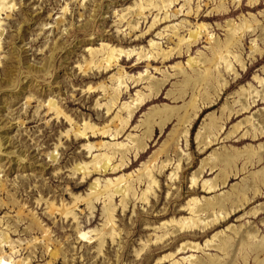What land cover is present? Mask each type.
Listing matches in <instances>:
<instances>
[{"label":"rangeland","instance_id":"obj_1","mask_svg":"<svg viewBox=\"0 0 264 264\" xmlns=\"http://www.w3.org/2000/svg\"><path fill=\"white\" fill-rule=\"evenodd\" d=\"M221 1L227 6V10H214ZM258 1L259 3L251 6L248 0H240V2L238 0H191L182 7L187 0H178L172 4L174 7L170 6V10L182 7L181 12L169 20H161L149 29L158 10L153 8L151 13L146 10V18L144 15L140 16L136 13V7L133 6L136 0H14L15 10L8 12L9 15L4 12L0 22L5 29L0 52V136L6 141L0 153V182L6 189L0 194L2 207L0 220L3 221L0 232L7 234L9 240L14 241L15 246L6 243L2 245V255L8 263L13 261L26 264L25 259L29 256L31 247L28 244L35 239L41 243L37 255L32 258L33 264H45L49 260V252L41 258L43 255L41 247L44 243L41 233L25 232L27 221L20 224L17 232L8 229L12 225L11 220H17L19 216L26 219L31 212L36 213L43 227L49 231L51 245L49 251L61 243L65 249L67 264H171L190 255L205 261L210 256H217L218 260L226 262L234 256L233 247L238 241V232L254 229L258 239L264 236V210H257L255 215L250 214L252 209H260L264 206L263 184L259 188L260 194L253 196L252 192L247 193L246 198L249 201L232 214L231 218L227 217L204 230H183L168 237L163 243L154 241L147 243L140 255H136V251L142 248L147 239L155 237L153 232L155 225L159 226L163 221L172 218L191 216L184 205L192 197L203 201L214 196H223L231 191L232 186L241 183L243 177L249 178L250 173L264 168V160L257 162L254 157L250 164L245 165V170L235 176L231 172L236 169L241 170L246 158L242 156L238 159V165L233 166L234 169L218 159L222 155L232 154L234 150L242 151L248 146L256 149L260 144H264V134L255 138L249 134L243 136L247 128L250 131H254V126L264 128V118L262 123L252 118L254 126L248 122L243 123L237 132L229 134L238 121L256 112H264V99L252 103L251 95L238 92L241 87L248 88L250 85H252L251 89L253 87L256 90L262 89L261 83L253 77L257 75L264 78V51L262 54L255 53L253 58L248 54L252 38H256L258 46H262L259 38L264 32L262 28L264 27V0ZM197 5H201L198 13H196ZM129 6H131L130 9H128ZM189 8H192L191 13H187ZM123 14L125 17L121 18ZM242 16L246 17V23L251 25L253 30L249 29L250 32L242 36L241 50L238 49L237 52L241 54L244 68H241L239 62L231 56L230 59L238 74L235 76L234 72L226 71L224 64L219 65L218 72L212 65L215 55L209 48L211 43L209 39L213 40L216 36L221 41H225L229 30L227 21L239 24ZM136 20L139 21V26L132 29L130 25ZM180 20L184 25L179 32L185 37H189L188 29L196 28L195 26L200 22L209 25L210 35H201L200 40L189 51H186L187 47L184 45L181 55L176 53L168 60L138 59L134 54L122 55L118 60V66L115 65L103 72L93 69L86 73L80 68V64L83 65L85 60L91 59L90 48L100 47L101 42L126 49L135 46L137 50L144 48L148 51L151 48L150 40L154 39L164 49L174 47L178 39L171 34V31L165 32L163 36H158L157 32L163 31L166 25L174 23L177 25L181 22ZM148 61L151 62L149 72L155 78L163 79L166 73L172 76L168 78L158 95L152 96L151 100L137 110L130 121L131 126L127 127L125 135L119 138L120 141H127L126 136L129 132L143 134L147 127L140 125L135 128V126L147 118L146 114L152 107H163L167 104L179 107L190 100L192 95L190 84H186L187 93L178 100L167 95L171 90L179 95L180 82L184 78L182 74H175L176 71L172 66L176 62H181L189 73H192L193 69L212 66L213 73L214 71L216 75L221 73L227 80V87L219 96H213L211 105L203 106L202 111L189 126L188 137H180L178 153L169 154L172 164L161 172L154 170L155 176L160 181V187H156L158 197L152 196L149 204L139 201L132 203L126 212L119 209L120 198L115 199L118 206L116 221L122 232V238L119 239L118 244L108 241L105 254L99 255L96 243L91 241L90 237L94 235L92 231L102 228L104 221L102 201L95 204L93 214L86 204L78 208L77 213L80 219L77 223L74 219L67 221L58 215H49L47 205L44 202L38 203L37 200L43 198L54 201L56 204L62 201L67 203L73 200V194L87 195L90 191V183L97 177L114 179L124 174L126 176L133 174L135 177L143 164L156 153L176 124V119H172L162 132L159 128H155V135L147 141L148 146L140 150L136 157L134 152H128L129 165L123 171L112 173L111 170H107L103 175H95L84 182L83 176L73 174V168L93 158L83 145L87 139L77 138L73 133L69 135L66 133L74 126L82 125L84 120L99 126L104 125L119 109L117 107L112 114L107 113L104 104L101 107L96 106L97 99L106 101L105 97H102L104 92L98 89L88 92L86 87L89 84L105 80L110 84L109 86H116L117 83L111 84L110 76L120 66L128 75L138 76V72L146 73ZM154 67L161 70L158 71ZM128 80H130L129 88L121 92L120 106L124 101H131L138 89L149 92L146 80L140 83L135 82L134 85L131 79ZM204 83L207 86L209 83L215 84L211 79ZM206 90L212 92L209 88ZM50 98H54L71 115L72 122L65 117L56 118L52 111H48L44 103H47ZM234 99L244 100L250 105L247 110L240 111L236 115L232 114L229 118L227 116L229 108L223 109V107L229 104L238 109L240 102L235 103ZM212 113L222 117L219 118V123L223 125V128L215 136L217 140L203 150L199 143L200 137L202 135L209 137L204 126L210 121L209 115ZM213 136L210 135V137ZM112 139L111 136L98 135L90 138L93 142L113 141ZM53 152L56 158L51 156ZM259 153H264V148ZM14 155H22L24 160L21 165ZM179 159L181 161L178 177L171 180L170 174L175 170ZM119 160L120 157H116L114 163H118ZM211 167H214L212 171ZM221 171L230 172L227 184L221 185L212 192L205 191L202 187L204 181L215 180L217 175L218 181L221 180L223 176ZM198 172H202L198 183L192 185V176ZM146 186V183L138 185L139 189H145ZM207 216L205 213L201 214L202 218ZM214 234L217 236L213 239ZM228 236L230 241L226 252H223L218 246H221L222 241ZM209 239H213L212 244L215 248L205 245L206 240ZM182 244L187 249L180 251L184 247ZM195 245H199L200 249H196ZM170 254H173V257L169 260L159 261L160 257ZM251 261L250 264H252ZM54 264H63V259Z\"/></svg>","mask_w":264,"mask_h":264},{"label":"bare ground","instance_id":"obj_2","mask_svg":"<svg viewBox=\"0 0 264 264\" xmlns=\"http://www.w3.org/2000/svg\"><path fill=\"white\" fill-rule=\"evenodd\" d=\"M178 0H136L133 4L136 7V13L140 16L146 18L145 11L149 10V13L152 12V9L155 8L158 12L155 13L152 22L149 25V29L157 25L161 20H169L172 16H177L181 11V8L190 3L191 0H187L182 7L179 9L170 10V6ZM240 2V0H238ZM248 3L251 6L259 3L258 0H248ZM173 6V5H172ZM201 5H197L196 13L199 12ZM174 7V6H173ZM16 8V3L14 0H0V22L1 15L6 12L9 15L10 11H14ZM131 6L128 7L130 9ZM227 10V6L223 1L220 2L218 7H215L214 10L219 11ZM162 11V12H161ZM192 8H189L187 13H191ZM125 17L123 14L121 18ZM183 20V19H182ZM187 20V19H186ZM181 21V20H180ZM185 21V20H183ZM183 21L178 22L177 25H166L163 31L157 32L158 36H163L165 32L171 31L173 36H176L178 42L175 43L174 47L169 49H164L159 42L154 39L150 40L151 48L146 51V49L142 48L141 50H137L135 46L131 49H126L123 47H117L109 45L108 43L101 42V46L97 48H90L91 59L85 60V64L81 65L80 68L84 72H90L93 69L95 70H108L111 67L118 64V60L120 56H131L135 55L138 59L143 58H163L164 60L171 59L173 55L176 53L181 55L184 50V45L187 47L186 51H189L190 48L200 40L201 35L205 34L207 36L210 35L209 25L205 22L197 23L196 28L190 27L189 37H185L182 35L179 30L183 27ZM246 17L242 16L241 23L235 24L234 21H227V25L229 26L228 34L225 41H221L216 36L213 40H210V49L215 55L213 60L214 70H218L219 65L224 64L225 70L228 72H234L238 74L235 70L236 68L233 66V61L230 59L231 56L235 58L236 61L239 62L241 68H244V61L241 58V54H237L238 49L241 50V38L249 33V29H251V25L247 24ZM186 23H188L186 21ZM139 26V21L136 20L134 24H131L130 27L132 29ZM185 27V26H184ZM168 28V29H167ZM188 28V27H187ZM264 28V27H262ZM5 29L2 27L0 23V52L2 49V35ZM253 31V30H252ZM169 35V34H168ZM262 46H258L256 43V38L251 39V44L249 46V55L253 58L254 54H262L264 51V32L260 34V38ZM137 47V46H136ZM142 47V46H141ZM140 47V48H141ZM201 53V52H200ZM210 61V60H209ZM137 62V61H136ZM1 63V59H0ZM151 62L148 61L146 64L144 74L143 72H138V76L128 75L125 72L124 68L120 66L117 71L110 76L111 84H116V86H109L105 80H102L96 84H89L86 87L88 92H92L93 90H101L104 92L102 97H105L106 101L102 102L101 99H97L95 105L101 107L103 104L107 110V113L111 112L112 114L115 112V109L119 107L116 113L113 115L111 120L104 123V125H97L88 120H84L83 124L74 126L69 129L66 133L69 135L73 133L77 138H86L87 141L83 143L87 151L91 153V157H93L89 161H83L77 164L73 168L74 175L83 176V181L87 182L88 179H92L95 175H103L107 170H111L112 173H120L129 165L128 152H134L135 157L137 156L140 150H144L148 144V139L153 138L155 135V128H159L162 132L165 126L172 120L176 119L177 122L174 125L173 129L169 133L166 140L162 143L156 153L149 159L147 163H144L142 168L139 169V172L134 177L133 174L130 175H120L119 177H115L114 179H101L97 177L94 179L89 186V193L87 195L83 194H73V200L71 202L65 203L62 201L60 204H56L54 201L44 200L43 198L38 199V203L44 202L47 205L48 214L51 216H60L64 218V220L71 221L74 219L75 222H79V214L77 213L78 208H80L83 204H86L93 214L95 211V204L99 201H102V216H103V225L102 228H96L92 233L94 234L90 237L91 241H94L97 246V251L99 255L105 254V248L110 241L112 244L119 242V239L122 238V232L117 225L116 213H117V203L115 199L117 197L120 198L119 209L121 208L123 212H126L131 206L132 203H136L137 201L142 202L143 204L151 203L152 196H157L156 187H160V181L155 176L154 170L156 172L162 171L172 164V159L169 156L170 153H174L175 155L178 153V143L180 137L185 136L188 137L190 131L189 126L193 123L194 119L199 115L202 111L203 106L211 105L213 103V96H219L223 90L227 87V80L223 78L221 73L215 74L213 73L212 66H205L204 69H193V72L189 73L186 68L182 65L181 62H176L172 67L175 69V74H182L183 80L180 82L179 95H176L174 90H171L167 93L171 98L178 100L180 97H184L187 93V89L185 88L186 84H190L192 86V95L190 100L185 103L183 106L175 107L170 105L162 106H154L151 110L146 114V119L143 120L142 123L135 126V128L140 125H145L147 128L144 130L142 135L134 134L133 132H129L126 136L127 141L119 140L120 137L125 135L127 127H130V121L134 118L137 110H140L154 95H158L161 91L164 84L168 81V78L172 76L170 73H164L165 78L157 79L153 74L149 72V68L151 67ZM156 68V67H154ZM158 71L161 68H156ZM155 69V70H156ZM99 71V72H100ZM98 72V73H99ZM163 72V71H162ZM165 72V71H164ZM231 72V73H232ZM126 73V74H125ZM236 76V75H235ZM254 76V75H253ZM128 79H131L132 85L134 83H140V81H147L146 86L149 88V92H145L142 89H138L135 95L132 97L131 101H124L120 106L122 101L121 92L123 90H127L129 88ZM214 80L215 84H210L207 86L204 81ZM253 79H257L259 83L262 85L261 90H256L255 87L250 85L248 88L241 87L238 92L246 93L251 98V102L255 103L258 100L264 99V78L255 75ZM208 84V83H207ZM249 84H247L248 86ZM131 88V87H130ZM211 89L212 92L207 91L206 89ZM124 90V91H125ZM258 97V99H256ZM202 100V101H200ZM234 102H240L239 108L235 109L231 105H224L223 109L229 108V118L233 115L239 114L240 111L247 110L249 108L250 103L244 102V100L234 99ZM46 105L48 111H52L55 114L56 118L65 117L69 119L71 122L73 118L69 113L62 108L54 98H50L48 102L44 103ZM111 114V115H112ZM210 121L204 126L206 128L207 134L209 137L201 136L200 137V146L201 148L207 149L212 142L217 140L215 136H217L218 132L223 128V125L219 123V118L215 113L209 115ZM156 117H158L156 119ZM260 117H262L260 119ZM253 120H260L258 122L262 123L264 118V112L259 111L254 115L249 117H245L243 120L238 121L234 124L233 129L230 130L233 134L237 132L243 123H250L251 126H254ZM215 133V134H213ZM89 134V135H88ZM259 137V135L264 134V128L261 126L260 128H256L254 126V131H250V129H246L243 132L244 135ZM111 136L113 141H96L93 142L90 140L91 136ZM210 135H214L210 137ZM6 143L5 139L0 136V153L3 151L4 144ZM172 147V148H171ZM264 148V144H260L258 148H253L248 146L242 151L234 150L232 154H225L218 159L220 162L226 164V166H230L231 169H234L233 166L238 165V159L241 157H245V163H243V167L241 170L236 169L231 173H234L237 176L240 171L245 170V165L250 164L255 157L257 162H261L264 160V153L260 154L259 151ZM93 149H95L93 151ZM120 155V156H119ZM130 155V154H129ZM53 158H56V154L53 152L51 154ZM16 161L21 165L23 160L22 155H14ZM116 157H120L118 163H114ZM163 157V160L161 158ZM165 157V159H164ZM180 159L178 160V164L170 174V179H177L178 170L180 168ZM160 162V163H159ZM204 168V167H203ZM237 168V167H236ZM214 167H211V171ZM223 174L222 179L218 181V175L215 180H206L203 183V189L207 192L215 191L221 185L224 186L227 184L228 179H230V172L221 171ZM202 172L196 173V175L192 176V185H196L198 183V179ZM249 178L243 177L241 183L232 186V189L227 194L223 196H214L211 199H198L197 197H192L184 208L187 212L190 213V217H182L180 219L172 218L171 220H165L161 223V225L153 227V232L155 237L147 239L142 246V248L136 251V255L139 256L140 253L145 249L147 243H163L165 239L175 235L178 232H182L183 230H193V229H206L221 220H225L227 217L231 218L232 214L238 211V209L247 204L249 201L246 198L247 193L250 191L253 193V196L260 194V186L264 184V168L257 172H252L248 176ZM147 184L145 189H139L138 185ZM139 189V190H138ZM5 185L0 182V194L5 191ZM158 197V196H157ZM1 205V204H0ZM135 206V204H134ZM0 206V210H1ZM184 209V210H185ZM257 210H264V206L260 209H252L250 214L255 215ZM208 215L206 218H202L201 214ZM27 221V227L25 232H40L43 236L41 249L43 248V255L41 258L49 252V260L45 264H54L59 263L61 259H63V264H67L65 259V249H63L62 244L59 243L54 246V249H50V238L49 231H47L40 219L37 217L36 213H29L28 217L23 219V217H18L17 220H11V226L8 227L10 230H14L17 232L19 230L20 224ZM2 220H0V225H2ZM264 223V222H263ZM4 226V225H3ZM239 238L234 248V256L229 261H221L218 260L217 256H210L207 261L200 258H195L194 255H190L188 257H184L181 261H173L171 264H250V260H252V264H264V236L258 239L257 232L254 229L238 232ZM216 234L213 235V239L216 238ZM213 239L206 240L205 245L207 247H214L212 242ZM230 237L228 236L226 240L222 241L221 246H218L223 252H226V248L229 244ZM9 244L13 247L14 241L9 240L7 234H2L0 232V264H21V262H13L8 261L2 255V245ZM41 242H38V239L30 242L28 245L29 248V256L25 259L27 261L26 264H33L32 258L37 255L38 247ZM182 246H184L182 244ZM194 248V247H190ZM196 249H200L199 245H195ZM215 248V247H214ZM187 248L184 246L180 249L186 250ZM263 256V258H261ZM173 257V254L164 255L159 258V261H166ZM13 262V263H12ZM116 264V263H115ZM118 264V263H117Z\"/></svg>","mask_w":264,"mask_h":264}]
</instances>
